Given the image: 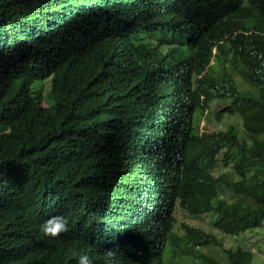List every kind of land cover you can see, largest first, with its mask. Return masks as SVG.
<instances>
[{
	"label": "trees",
	"instance_id": "trees-1",
	"mask_svg": "<svg viewBox=\"0 0 264 264\" xmlns=\"http://www.w3.org/2000/svg\"><path fill=\"white\" fill-rule=\"evenodd\" d=\"M215 98L241 130L197 129ZM177 206L263 226L264 0H0V264H252Z\"/></svg>",
	"mask_w": 264,
	"mask_h": 264
},
{
	"label": "rangeland",
	"instance_id": "rangeland-1",
	"mask_svg": "<svg viewBox=\"0 0 264 264\" xmlns=\"http://www.w3.org/2000/svg\"><path fill=\"white\" fill-rule=\"evenodd\" d=\"M233 79L239 90L243 91L248 89V85L238 75L233 74ZM50 84V78L45 79V81L36 80L32 85V91L39 92L50 103ZM228 103V99H212L209 103V110L207 114L198 116L195 120L197 129H206L211 131L225 129L229 125H233L238 130H241V119L237 115L224 114L220 122H218L214 117V115L222 108L227 106ZM174 214L176 218V224L173 230V237L181 236L183 234V226L189 225L212 234L215 238L223 243L224 248L236 249L237 247H241L251 250L253 252L252 264H264V220L262 221L263 226L260 228L238 233L236 235H227L215 227L214 223L217 219V216L213 213H206L195 217L189 215L187 212L177 206ZM179 246L191 247L192 243L182 241L179 243ZM203 252H209L212 254L220 253L219 249L215 246L205 248L203 249ZM185 260L186 261L183 262L182 258L178 257L176 260L177 262L174 261L173 264H188L189 262L194 261V258L191 256H186Z\"/></svg>",
	"mask_w": 264,
	"mask_h": 264
},
{
	"label": "clouds",
	"instance_id": "clouds-1",
	"mask_svg": "<svg viewBox=\"0 0 264 264\" xmlns=\"http://www.w3.org/2000/svg\"><path fill=\"white\" fill-rule=\"evenodd\" d=\"M45 81V80H43ZM51 83V82H50ZM34 96L41 95L39 92L30 90ZM51 91V84L50 90ZM50 94V93H49ZM48 94V95H49ZM42 96V95H41ZM44 98V96H42ZM45 102L50 106L53 105L51 94L49 96L50 103L44 98ZM40 231L44 236L50 238H58L69 231L68 220L63 215H53L43 221L40 225ZM115 256V250H107L104 252V264H113V257ZM76 264H92L88 255L81 254L76 257Z\"/></svg>",
	"mask_w": 264,
	"mask_h": 264
}]
</instances>
